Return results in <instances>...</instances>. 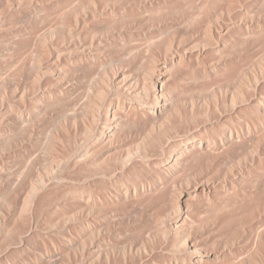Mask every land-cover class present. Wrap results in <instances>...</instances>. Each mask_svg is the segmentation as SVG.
Masks as SVG:
<instances>
[{"label": "bare ground", "instance_id": "obj_1", "mask_svg": "<svg viewBox=\"0 0 264 264\" xmlns=\"http://www.w3.org/2000/svg\"><path fill=\"white\" fill-rule=\"evenodd\" d=\"M0 264H264V0H0Z\"/></svg>", "mask_w": 264, "mask_h": 264}]
</instances>
